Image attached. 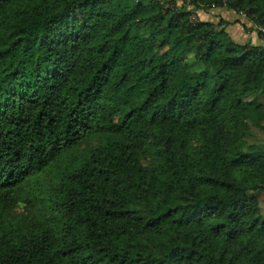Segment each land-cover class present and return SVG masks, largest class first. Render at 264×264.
<instances>
[{"label": "trees", "instance_id": "16d2710c", "mask_svg": "<svg viewBox=\"0 0 264 264\" xmlns=\"http://www.w3.org/2000/svg\"><path fill=\"white\" fill-rule=\"evenodd\" d=\"M182 1L0 0V216L45 212L0 228V264H231L211 252L245 234L264 264L247 195L264 148L220 149L229 125L264 130V46L198 14L228 8L264 38V0ZM168 127L200 136L194 173Z\"/></svg>", "mask_w": 264, "mask_h": 264}, {"label": "rangeland", "instance_id": "374dc122", "mask_svg": "<svg viewBox=\"0 0 264 264\" xmlns=\"http://www.w3.org/2000/svg\"><path fill=\"white\" fill-rule=\"evenodd\" d=\"M162 2H169L170 0H161ZM177 6L181 8L183 6L182 0H176ZM191 9V7H189ZM205 12L203 15L207 21H214L219 23L221 19L228 21V24H223L226 31L230 36L238 43L246 44L248 41H252L253 38L255 41H259L257 27L253 25L244 15L237 13L228 8H212L209 11H199ZM201 19V17H200ZM202 20V19H201ZM205 21V20H203ZM244 21V22H243ZM252 32H255L252 34ZM254 35V36H253ZM260 45L263 43H259ZM192 70L198 71L202 69L201 64H194L191 67ZM264 102V96L261 98ZM226 136L222 140L220 149L221 150H233L238 145V141L242 140L245 143L244 149L248 150L249 146L254 145L258 148V151H261L264 148V130L260 129L253 123L248 121V128L240 134H235L233 132V125H229L226 129ZM165 137L171 136V141H173L174 146V157L182 165L186 166V171L194 173V165L200 157V145L201 138L198 133L193 131L184 132L177 128H165L162 130ZM198 135V136H197ZM104 141L103 137H98L92 141L84 143L79 149L80 152L86 151L88 148H93L98 146ZM148 143H152V139H148ZM140 158L144 164L157 163L162 160V155L147 154L142 148L139 150ZM253 172L258 180L257 187L250 189L247 192V195L251 198H255L258 203V207L261 213H264V166L262 167H253L252 171L248 170L247 174ZM45 217V212L43 208L36 205H29L21 203L15 208H13L6 216H0V228L4 225L17 226L23 222H36L40 221ZM198 234V232L196 233ZM203 233L200 234L199 239L203 237ZM250 237L249 234H245L242 238H237L231 241L228 245L223 244L222 242L218 246H214L216 250L215 253L211 252V255H214L216 258H223L227 263L231 264H250L247 263V259L241 249V241L248 240ZM259 240V245L262 247V258L264 259V236L256 237ZM204 244L207 249L212 247L211 241L208 240ZM210 245V246H209ZM208 251V250H207ZM210 252V251H209ZM199 264V263H196Z\"/></svg>", "mask_w": 264, "mask_h": 264}, {"label": "crops", "instance_id": "0c3cea01", "mask_svg": "<svg viewBox=\"0 0 264 264\" xmlns=\"http://www.w3.org/2000/svg\"><path fill=\"white\" fill-rule=\"evenodd\" d=\"M198 14H199V16L201 17V19L202 20H205V21H207V19L206 18H204V16L203 15H205L206 13L205 12H198ZM212 22H214V21H212ZM244 22V21H243ZM255 32H252V34H254ZM254 36V35H253ZM258 40L259 41H255V39L253 38V40H252V42L254 43V44H256V45H260L259 43H263V44H261L260 46H264V38H258Z\"/></svg>", "mask_w": 264, "mask_h": 264}]
</instances>
